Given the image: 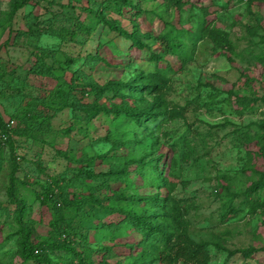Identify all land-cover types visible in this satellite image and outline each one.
<instances>
[{"label":"rangeland","instance_id":"374dc122","mask_svg":"<svg viewBox=\"0 0 264 264\" xmlns=\"http://www.w3.org/2000/svg\"><path fill=\"white\" fill-rule=\"evenodd\" d=\"M183 2L176 9L167 0H130L133 8L118 0H29L9 14L10 0H0V66L24 82L9 83L7 76L6 87L0 83V118L3 124L12 122L6 126L10 149L0 136L4 143L0 149V209L6 212L0 213V264L19 263L16 244L24 227L36 244L48 237V223L58 220L33 198L32 193L40 192V183L68 179L81 168L82 157L94 159L85 170L106 173L105 159L97 157L109 156L117 163L128 153L139 159L148 154V145L146 160L157 165L159 176L169 184V197L175 201L170 211L184 229L180 231H184L186 245H202L206 264H264V190L246 192L249 184L264 179V156L260 154L264 136L257 127L264 121V5L246 7L237 0ZM101 5L106 7L101 12L106 19L118 21L122 31L146 46L140 48L115 32L103 31L104 36L105 29L88 12ZM76 22L93 27L92 32H78L74 41L50 35L59 28L74 29ZM175 45L181 46V52L169 53L167 47ZM38 49L46 52L43 62L53 69L66 57L77 60L70 65L76 69L87 54L97 55L100 62L91 76L98 85L130 83L138 72L145 75L160 69L166 79V115L143 129L122 117L100 114L84 123L80 115L67 109L55 112L61 102L45 94L54 91L58 82L25 74ZM149 53L160 60L146 62ZM82 71L87 72L85 67ZM68 79L69 73L64 72L62 80ZM15 87L21 94L15 93ZM110 97L105 94L101 99L106 107L115 102ZM237 97L252 102L240 109L234 104ZM30 108L37 118L31 120L29 129L21 118ZM69 126L73 130L64 134ZM143 131L151 141L135 144L134 137L140 139ZM102 179L93 178L87 186L98 185ZM124 181L119 186L125 189L124 196L158 195L161 199L165 195L163 188H147L148 175L138 177L131 172ZM75 189L89 194L85 187ZM12 197L26 199L27 209L18 221ZM60 215L84 233L81 215L65 209ZM121 217L113 214L102 221L115 223ZM93 233L89 231L88 237ZM116 238L103 232L92 246L98 252L81 244H76L75 251L85 263L149 264L148 259L163 248L162 239L156 236L153 248L146 250L132 237ZM125 244L132 245L127 249ZM50 257L59 262L70 260L62 250L50 251Z\"/></svg>","mask_w":264,"mask_h":264},{"label":"trees","instance_id":"16d2710c","mask_svg":"<svg viewBox=\"0 0 264 264\" xmlns=\"http://www.w3.org/2000/svg\"><path fill=\"white\" fill-rule=\"evenodd\" d=\"M113 2L116 0H106ZM123 6L133 8L130 0H118ZM174 8L178 9L184 2L183 0H167ZM246 4V7L252 4L264 5V0H237ZM29 0H10L9 14L15 13L18 9L26 6ZM101 7V8H100ZM97 11L89 14L92 16L95 24H101L102 33L115 32L118 35H122L126 39L132 40L135 45L140 48L145 47L138 37H134L132 34H127L119 27L118 21L115 19H106L101 12L102 8H106L101 5ZM202 23V21H201ZM3 21L0 19V27H2ZM75 28L65 30L59 28L54 33L48 32L52 37L62 40L64 36H68L69 40L74 41L77 37V33L81 35H89L92 32L93 27H88L80 22L75 23ZM104 31V32H103ZM106 41V43H108ZM179 45V44H178ZM175 45L173 47H167L169 53L179 54L181 46ZM167 51H163L166 54ZM37 53V54H36ZM34 54V62L26 70V76H34L45 79H53L58 82L54 91H46L45 95H51L57 101L61 102L60 106L54 108L55 112L63 109H67L72 115H80L84 123H88L96 116L111 115L115 118H124L127 122L134 123L137 126L153 125L155 118H164L166 115V104L164 103V91L166 87V79L164 73L160 69H155L151 73L138 72L130 83H122L120 81H113L98 85L92 78L91 73L95 66L100 62L97 55L87 54L85 60L82 62L81 67L71 69L70 65L77 62L76 59L66 57L64 61L59 64L56 69H53L51 65H46L43 62V58L46 56L40 49ZM160 59L156 54L149 53L145 59L148 63L158 62ZM86 68L83 72L82 68ZM14 73V67L11 70ZM69 73V79L65 82L62 80L63 73ZM7 76L9 83H24L23 80L14 79V75L11 73H5V70L0 66V83L4 82L6 87ZM9 78V77H7ZM7 80V79H6ZM15 93L21 94L19 87L14 88ZM105 94H110L111 99L115 102L111 103L109 107H106L101 101ZM1 96V92H0ZM90 97L89 102H83L84 97ZM145 96L151 98V101L145 99ZM251 100L246 97H237L234 100L235 107L240 109H246L250 106ZM32 109H27L26 117L22 116V120L26 121L28 128L30 129L31 120H35L37 115L31 113ZM144 123V125H143ZM8 124H3L0 118V136L7 142L9 149L11 148L10 135L6 130ZM260 131L264 136V121H260L257 124ZM73 127L69 126L62 132L67 134L72 131ZM135 139V144L142 145L149 140V133L143 131V135L140 139ZM145 143V144H146ZM4 143H0V149ZM124 147V143L120 144ZM151 145H148L150 148ZM113 147V146H112ZM148 148V154L145 157L139 159L130 158L128 153L123 154L124 158L121 162L115 163L110 161L106 156L97 157L99 160L105 159V163L108 169L106 173L94 174L85 168L92 166L93 158L80 159L81 168L76 171L74 175H71L68 179L61 177L58 181L50 180L40 183V192H34L33 198L38 201L41 207H45L50 210V213L57 217V221L48 225L50 230L48 237L40 242L33 244L30 240V233L24 227L21 231L19 239L17 241V258L18 264H91L85 263L80 258L79 253L75 251L76 244H81L84 248L92 249V246L96 245L97 237L105 232L117 237L116 239H127L132 237L136 240V244L140 249L153 248L155 240L154 236L162 239L163 248L157 253V255L151 259H148L150 263L158 262V264H206L207 254L202 245L192 247L186 245L184 240V230L175 221L174 215L171 213V205L175 204V201L169 197V184L159 176L157 165L153 164V161L146 160L149 156L150 149ZM10 151V150H9ZM12 153H10L11 155ZM260 154L264 156V144L261 146ZM12 158V157H10ZM108 158V159H106ZM114 160V159H113ZM1 163V158H0ZM14 164V163H13ZM132 168V171L129 169ZM14 167L10 171V176L14 173ZM134 173L136 176H146L150 178L148 189H161L165 192L163 198L159 199L158 195H153L150 198L145 196H138L133 194L124 196V190L119 186L124 185V179L130 177V173ZM161 173V172H160ZM96 177H104L98 185L87 186V183ZM12 180V179H11ZM10 180V181H11ZM12 182V181H11ZM131 186V183H129ZM78 186L82 190L85 187L89 194L87 196L77 191L75 188ZM12 190V189H11ZM264 190V179H259L256 182H252L246 188V192L249 194L257 191ZM10 188L7 189L8 195ZM101 192H108V195L102 197L99 196ZM13 193H16L13 191ZM103 194V193H102ZM14 205V215L18 221L23 213L26 211L25 206L26 199L23 197H12L11 201ZM96 206V207H95ZM72 210L75 214L81 215L82 225L84 233L80 234L76 228L71 227V222L61 217L60 212L62 210ZM150 210V213L147 212ZM0 213H6L5 209H0ZM122 216L120 220L115 223H103V219L110 215ZM170 226V227H169ZM163 229V230H162ZM93 231L92 236L88 237V232ZM78 233V234H77ZM185 243V244H184ZM127 249H130L132 244H125ZM124 245V246H125ZM62 250L65 254L69 255L70 260L59 262L58 259L54 260L50 257V251ZM93 250V249H92ZM104 248H102V251ZM101 251V252H102ZM98 252L93 250L92 253ZM130 258V257H129ZM149 263V264H150ZM97 264H101L97 261ZM103 264V263H102Z\"/></svg>","mask_w":264,"mask_h":264},{"label":"built area","instance_id":"2783aa9c","mask_svg":"<svg viewBox=\"0 0 264 264\" xmlns=\"http://www.w3.org/2000/svg\"><path fill=\"white\" fill-rule=\"evenodd\" d=\"M7 124H8L7 127H10V125L12 124V122L9 121V123H7Z\"/></svg>","mask_w":264,"mask_h":264}]
</instances>
